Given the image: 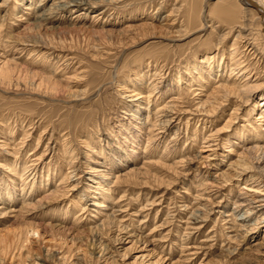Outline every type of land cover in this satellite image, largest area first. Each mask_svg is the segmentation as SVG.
<instances>
[{"label": "rangeland", "instance_id": "374dc122", "mask_svg": "<svg viewBox=\"0 0 264 264\" xmlns=\"http://www.w3.org/2000/svg\"><path fill=\"white\" fill-rule=\"evenodd\" d=\"M241 5L0 0V264H264Z\"/></svg>", "mask_w": 264, "mask_h": 264}, {"label": "bare ground", "instance_id": "6f19581e", "mask_svg": "<svg viewBox=\"0 0 264 264\" xmlns=\"http://www.w3.org/2000/svg\"><path fill=\"white\" fill-rule=\"evenodd\" d=\"M253 2H255L262 10H263V12H264V0H252ZM75 2H76V0H75ZM240 2L242 3V7L243 8H248V6H250V5H248L245 1H242V0H240ZM68 5V4H67ZM250 8H251V6H250ZM253 8V7H252ZM254 9V8H253ZM256 10V9H255ZM258 13V12H257ZM258 18H259V20H260V23H261V26H262V31L264 32V23H263V21H262V17H261V15L258 13ZM262 99H264V95L263 94H261V96H260V98L258 99L259 101H261ZM263 116H261V115H259L258 116V118H262Z\"/></svg>", "mask_w": 264, "mask_h": 264}, {"label": "water", "instance_id": "95a60500", "mask_svg": "<svg viewBox=\"0 0 264 264\" xmlns=\"http://www.w3.org/2000/svg\"><path fill=\"white\" fill-rule=\"evenodd\" d=\"M242 1H245L248 5L256 9V11L261 15L262 21L264 23V12L255 2H253L252 0H242Z\"/></svg>", "mask_w": 264, "mask_h": 264}]
</instances>
